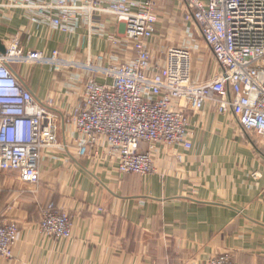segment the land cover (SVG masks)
I'll list each match as a JSON object with an SVG mask.
<instances>
[{
  "label": "built area",
  "instance_id": "2783aa9c",
  "mask_svg": "<svg viewBox=\"0 0 264 264\" xmlns=\"http://www.w3.org/2000/svg\"><path fill=\"white\" fill-rule=\"evenodd\" d=\"M159 1L3 0L2 7L21 10L36 29L63 35L84 30L88 39L105 40L107 49L96 55L88 51L77 60L57 50L49 56L25 51L17 35L4 43L0 175H15L35 194L43 152L63 149L54 101L34 99L26 82L29 75L24 78L16 69L23 66L69 71L78 80L85 75L78 103L61 119L77 135L78 157L107 161L122 174H152L157 143L190 150V113L201 111L205 104L231 113L245 132L260 139L264 154V0H178L185 11L184 33L195 42L197 32L218 67L203 81H195L191 74V52L199 49L198 44L167 48L161 62L150 55L148 43L158 28ZM5 216L0 217V257L11 259L19 230L16 221ZM71 229V217L62 206L53 201L43 205L42 237L65 241ZM207 264L235 263L226 252L213 255Z\"/></svg>",
  "mask_w": 264,
  "mask_h": 264
},
{
  "label": "crops",
  "instance_id": "0c3cea01",
  "mask_svg": "<svg viewBox=\"0 0 264 264\" xmlns=\"http://www.w3.org/2000/svg\"><path fill=\"white\" fill-rule=\"evenodd\" d=\"M2 3L0 46L17 35L25 51L49 56L57 50L77 60L88 51L96 55L107 49L105 40L88 39L84 30L63 35L36 29L21 10ZM162 4L160 0L158 14L165 11ZM159 29L148 43L154 61L161 62L167 48L193 44L184 32L177 44H167ZM196 43L204 55L198 61L206 65L192 77L203 81L218 68L209 66L205 43ZM35 68L16 69L24 78L29 75L26 82L37 102L53 99L63 149L43 152L35 194L13 174L0 178V217L15 220L19 230L12 258L0 257V264H207L226 252L235 264H264V154L260 139L245 132L231 113L205 104L190 113V150L157 143L152 174H122L107 161L78 157L77 135L61 119L78 103L85 75L78 80L69 71ZM7 195L11 214L4 211ZM49 201L71 217L68 240H49L39 232L41 210Z\"/></svg>",
  "mask_w": 264,
  "mask_h": 264
},
{
  "label": "rangeland",
  "instance_id": "374dc122",
  "mask_svg": "<svg viewBox=\"0 0 264 264\" xmlns=\"http://www.w3.org/2000/svg\"><path fill=\"white\" fill-rule=\"evenodd\" d=\"M162 8H164L165 11L160 12L158 14V27L159 29V34L162 35L163 39H167V44H177L176 40L178 37H180V34L184 36V21H183V14L185 13L184 9L179 6L178 0H163V4L161 5ZM196 39V40H195ZM194 41L192 42L193 44H197L196 41H199L201 44L202 39L200 36H196L194 33ZM183 44V42H181ZM204 45V44H203ZM199 56H204L203 53L192 51V56H191V74L193 75V72L196 70H203L204 65H206V61H202V65L199 63L198 59ZM198 61V62H197ZM209 66H213V68H218L216 63L214 62L212 56L209 61ZM36 66H32L29 68V70H36ZM43 67V66H39ZM201 68V69H200ZM218 72V71H217ZM193 78V77H192ZM11 177L10 174L0 175V178L2 177ZM5 201L8 203L5 208V212H12V206L9 205L10 198L8 195L5 197ZM11 214V213H10Z\"/></svg>",
  "mask_w": 264,
  "mask_h": 264
},
{
  "label": "water",
  "instance_id": "95a60500",
  "mask_svg": "<svg viewBox=\"0 0 264 264\" xmlns=\"http://www.w3.org/2000/svg\"><path fill=\"white\" fill-rule=\"evenodd\" d=\"M5 52V49L3 46H0V53H4Z\"/></svg>",
  "mask_w": 264,
  "mask_h": 264
}]
</instances>
